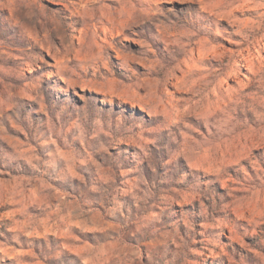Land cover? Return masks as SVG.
<instances>
[{
    "label": "rangeland",
    "instance_id": "374dc122",
    "mask_svg": "<svg viewBox=\"0 0 264 264\" xmlns=\"http://www.w3.org/2000/svg\"><path fill=\"white\" fill-rule=\"evenodd\" d=\"M0 264H264V0H0Z\"/></svg>",
    "mask_w": 264,
    "mask_h": 264
}]
</instances>
